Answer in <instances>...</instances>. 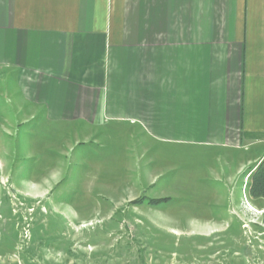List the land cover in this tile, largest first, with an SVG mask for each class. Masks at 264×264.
<instances>
[{"label": "rangeland", "instance_id": "1", "mask_svg": "<svg viewBox=\"0 0 264 264\" xmlns=\"http://www.w3.org/2000/svg\"><path fill=\"white\" fill-rule=\"evenodd\" d=\"M2 72L0 264H264V200L248 194L264 144L235 135L230 149L179 146L43 115L25 123Z\"/></svg>", "mask_w": 264, "mask_h": 264}, {"label": "crops", "instance_id": "2", "mask_svg": "<svg viewBox=\"0 0 264 264\" xmlns=\"http://www.w3.org/2000/svg\"><path fill=\"white\" fill-rule=\"evenodd\" d=\"M0 70L25 123L264 144V0H0Z\"/></svg>", "mask_w": 264, "mask_h": 264}, {"label": "trees", "instance_id": "3", "mask_svg": "<svg viewBox=\"0 0 264 264\" xmlns=\"http://www.w3.org/2000/svg\"><path fill=\"white\" fill-rule=\"evenodd\" d=\"M248 194L253 199L264 200V156L248 170ZM151 203H158L151 201Z\"/></svg>", "mask_w": 264, "mask_h": 264}]
</instances>
